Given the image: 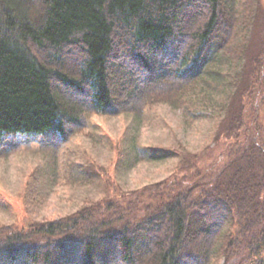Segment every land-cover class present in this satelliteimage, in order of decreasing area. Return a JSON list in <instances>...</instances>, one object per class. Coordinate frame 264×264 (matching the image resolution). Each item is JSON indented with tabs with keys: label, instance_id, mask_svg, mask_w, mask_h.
<instances>
[{
	"label": "trees",
	"instance_id": "obj_1",
	"mask_svg": "<svg viewBox=\"0 0 264 264\" xmlns=\"http://www.w3.org/2000/svg\"><path fill=\"white\" fill-rule=\"evenodd\" d=\"M260 3L0 0V142L26 134L58 146L88 113L139 116L157 102L188 117L213 109L224 140L203 168L194 160L62 217L0 224V264H264V16L251 39Z\"/></svg>",
	"mask_w": 264,
	"mask_h": 264
},
{
	"label": "rangeland",
	"instance_id": "obj_2",
	"mask_svg": "<svg viewBox=\"0 0 264 264\" xmlns=\"http://www.w3.org/2000/svg\"><path fill=\"white\" fill-rule=\"evenodd\" d=\"M260 2L261 15L251 32L255 45L263 26L264 0ZM64 58L72 65L79 53L72 50ZM58 88L69 98L79 99ZM261 115L264 124V111ZM86 120L81 131L58 146L26 134L0 142V224L20 228L62 217L86 202L113 197L110 186L124 193L190 168L194 160L203 168L224 146L223 117L213 109L196 118L157 102L139 116L88 113ZM155 148L173 154L156 161L134 156L136 150Z\"/></svg>",
	"mask_w": 264,
	"mask_h": 264
}]
</instances>
